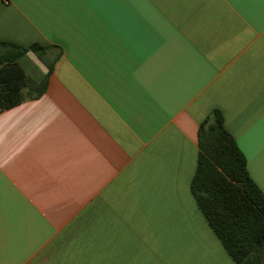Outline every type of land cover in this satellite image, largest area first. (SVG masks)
<instances>
[{"label":"crops","instance_id":"crops-1","mask_svg":"<svg viewBox=\"0 0 264 264\" xmlns=\"http://www.w3.org/2000/svg\"><path fill=\"white\" fill-rule=\"evenodd\" d=\"M0 41L47 78L0 110V264H235L190 183L217 109L264 191V0H0Z\"/></svg>","mask_w":264,"mask_h":264},{"label":"trees","instance_id":"trees-1","mask_svg":"<svg viewBox=\"0 0 264 264\" xmlns=\"http://www.w3.org/2000/svg\"><path fill=\"white\" fill-rule=\"evenodd\" d=\"M40 49L37 43L0 41V110L43 93L47 78L37 82L18 61L28 50L40 57ZM197 141L190 191L199 209L235 264H264V191L219 110L199 124Z\"/></svg>","mask_w":264,"mask_h":264},{"label":"built area","instance_id":"built-area-1","mask_svg":"<svg viewBox=\"0 0 264 264\" xmlns=\"http://www.w3.org/2000/svg\"><path fill=\"white\" fill-rule=\"evenodd\" d=\"M1 1L7 2V0H1Z\"/></svg>","mask_w":264,"mask_h":264}]
</instances>
